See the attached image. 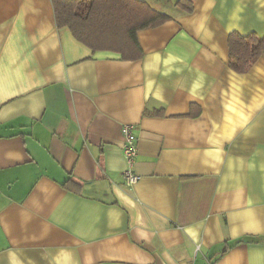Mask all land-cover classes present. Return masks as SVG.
<instances>
[{"label": "crops", "instance_id": "1", "mask_svg": "<svg viewBox=\"0 0 264 264\" xmlns=\"http://www.w3.org/2000/svg\"><path fill=\"white\" fill-rule=\"evenodd\" d=\"M145 1L171 19L125 60L0 0V264H264V54L228 45L264 0Z\"/></svg>", "mask_w": 264, "mask_h": 264}, {"label": "trees", "instance_id": "2", "mask_svg": "<svg viewBox=\"0 0 264 264\" xmlns=\"http://www.w3.org/2000/svg\"><path fill=\"white\" fill-rule=\"evenodd\" d=\"M52 3L58 27H69L74 37L93 51H114L125 60H137L144 55L139 31L171 19L145 0H52ZM176 4L186 12L193 10L191 0H178ZM228 45L230 68L244 73L264 54V35L233 31Z\"/></svg>", "mask_w": 264, "mask_h": 264}, {"label": "built area", "instance_id": "3", "mask_svg": "<svg viewBox=\"0 0 264 264\" xmlns=\"http://www.w3.org/2000/svg\"><path fill=\"white\" fill-rule=\"evenodd\" d=\"M123 135L125 138V142L123 146L124 153L128 162L131 164L138 154L136 135L131 125H124ZM139 179H140V175L134 173L132 170L128 169L124 171V180L126 183L132 184L138 181Z\"/></svg>", "mask_w": 264, "mask_h": 264}]
</instances>
